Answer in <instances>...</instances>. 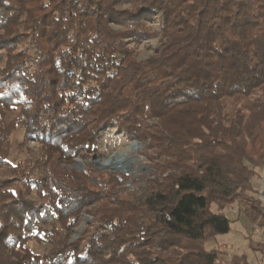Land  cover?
Wrapping results in <instances>:
<instances>
[{"label":"trees","instance_id":"trees-1","mask_svg":"<svg viewBox=\"0 0 264 264\" xmlns=\"http://www.w3.org/2000/svg\"><path fill=\"white\" fill-rule=\"evenodd\" d=\"M111 125L145 147L139 193L125 174L75 168ZM18 127L40 152L0 179V264H223L207 243L232 231L226 207L264 231L250 195L255 176L264 189V0H0V166ZM35 231L43 256L25 247Z\"/></svg>","mask_w":264,"mask_h":264},{"label":"rangeland","instance_id":"rangeland-1","mask_svg":"<svg viewBox=\"0 0 264 264\" xmlns=\"http://www.w3.org/2000/svg\"><path fill=\"white\" fill-rule=\"evenodd\" d=\"M125 6L129 7V4ZM160 16L161 14H155L153 20H151V24L156 29L161 27ZM158 42V38H153L137 46L136 51L140 60L148 58L158 45ZM25 47L26 45H19L18 51L25 49ZM30 54L32 55V51ZM31 63V58H28V64ZM15 115L16 111H7L6 123L9 124ZM5 148L9 152L7 164L0 166V179L4 180L14 179L11 168L40 152V147L36 142L25 140L22 127H18L12 133ZM144 149V145L139 143L138 140L128 136L117 125H111L100 132L97 152L93 155L76 159L75 168L79 171L94 168L110 173L125 174L129 177L123 188L125 194L139 193L141 189H144L146 182L153 179V170L147 161ZM104 167L106 169H102ZM117 168L119 171H116ZM250 168L252 169V167ZM18 185L22 192L26 191L27 184L25 182ZM252 186L253 192L250 195L259 198L264 205L263 177L259 175L253 177ZM28 197L36 202L40 201L35 188H32V192L28 194ZM212 211L216 212L215 206L212 207ZM224 213L233 222L232 231L228 235L218 236L215 240H210L207 243V249L217 248L220 250L223 253L221 256L223 264H228L234 255L243 254L247 256L250 264H264V254L260 251L253 252L249 249L250 241L264 244V231L251 224L244 213L241 214L239 212L237 202L226 207ZM92 221L93 216L83 214L79 224L73 230L71 241H77L85 233ZM44 229L47 232L51 230L49 227ZM34 235L38 237L28 240L25 247L35 255L43 256L49 249L46 235L44 232L39 231H35Z\"/></svg>","mask_w":264,"mask_h":264},{"label":"water","instance_id":"water-1","mask_svg":"<svg viewBox=\"0 0 264 264\" xmlns=\"http://www.w3.org/2000/svg\"><path fill=\"white\" fill-rule=\"evenodd\" d=\"M135 144H137V143H135ZM102 169H106V168L104 167V168H102ZM116 171H119L118 168L116 169Z\"/></svg>","mask_w":264,"mask_h":264}]
</instances>
